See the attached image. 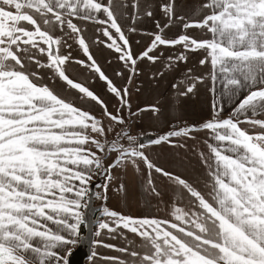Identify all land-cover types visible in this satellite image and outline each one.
<instances>
[{
    "label": "snow or ice",
    "instance_id": "6c2138e0",
    "mask_svg": "<svg viewBox=\"0 0 264 264\" xmlns=\"http://www.w3.org/2000/svg\"><path fill=\"white\" fill-rule=\"evenodd\" d=\"M157 11L161 19H155ZM146 19L154 31L140 27ZM88 25L97 34L91 40ZM128 33L151 37L137 56ZM69 40L86 60L72 56ZM90 44L119 54L129 72L125 85L105 74ZM160 46L182 48L167 58L169 69L187 63L190 52L204 54L199 65L209 70L189 68L172 87L179 99L207 81L209 116L199 124L172 123L163 134H133L134 117L164 116L158 101L133 112L129 92L138 60L155 64L160 58L150 53ZM69 65L84 72L73 78ZM41 70L51 73L53 84L59 79L65 85L62 92L44 82ZM94 75L118 98L115 113L82 79ZM163 75L157 71L153 78ZM77 101L99 104L109 123ZM201 132L208 152L193 151L205 169L207 180L199 182L207 192L157 164L149 151L163 144L187 151V141ZM142 165L145 196L159 202L146 198V207L158 212L164 204L153 173L173 189L169 218L107 206L114 171L131 167L142 175ZM105 239H119L122 246ZM85 243L121 254L92 251L90 258L101 264H264V0H200L190 13L180 11L177 0H0V264H69L73 246Z\"/></svg>",
    "mask_w": 264,
    "mask_h": 264
},
{
    "label": "crops",
    "instance_id": "0c3cea01",
    "mask_svg": "<svg viewBox=\"0 0 264 264\" xmlns=\"http://www.w3.org/2000/svg\"><path fill=\"white\" fill-rule=\"evenodd\" d=\"M158 3V0H156ZM178 8L180 11L185 13H190L192 9L197 7L200 0H177ZM156 5L154 4V7ZM155 19H161L160 13L157 11L155 14ZM143 29L151 32L155 30V24L152 19H146L141 25ZM179 26L173 28L172 31H178ZM113 35L115 36V32ZM189 34L193 36H199L200 32L196 29H190ZM95 28L92 25H88V32L86 37L91 40L96 37ZM128 39L132 48L134 56L139 55L143 52L149 45L151 37L141 36L137 33H128ZM101 40H106V37L100 36ZM140 41V43H137ZM68 43L72 44L70 49L72 56L75 59H87L83 52L79 49L78 45L69 40ZM62 54H66L62 48ZM90 51L92 52L94 58L100 64L101 69L105 74L113 80L117 86H123L127 82V77L129 75L128 70L124 67L123 63L118 60L117 53L114 50L108 49L103 44L91 45ZM182 48L176 46L175 48L160 46L153 53L157 55L160 59L155 63L149 62L147 59L138 60L136 66V75L132 77L131 85L129 86L130 101L132 104V111H137L138 108L144 107L149 104L159 102L158 106L162 107L164 111V116L160 120H153L151 118V113H144L142 116L134 117L135 123L132 127L133 134H137L141 131H151L156 134H163L170 130V125L172 123L186 121L189 125L199 124L208 118L210 112V104L212 96L208 91V82L205 85L198 86V90L195 94L189 95L187 97H180L177 99L175 96V90L172 85L177 83L182 79L187 71L191 68L196 74L206 73L209 70L208 65L200 66L199 60L203 58L202 52H190L188 53L187 63L180 62L173 68H165L164 64L169 56L175 57ZM46 59V58H43ZM110 61V62H109ZM120 71L123 73L122 77L116 76V72ZM157 71H163L164 75L162 77L153 78V73ZM69 72L73 74H82L84 69L79 68L78 65H69ZM41 75L45 76V83H48L51 88L57 92H62L65 85L57 79L55 84L47 79L51 75L50 72L41 70ZM82 79L87 81V86L90 90L107 104L108 111L115 113L119 107V100L114 94H111L107 88L106 82L101 80L98 76L94 75L91 79L88 77H82ZM73 97L77 96V92L73 90L70 93ZM67 95V93H65ZM77 107H81L84 110L90 111L91 114L95 115L97 118L103 119V109L94 101H86L80 103L77 101ZM230 112V105L225 104V110L223 116L227 117ZM127 116V112L124 113ZM247 128V125H242V127ZM206 133L201 132L197 134V140L187 141V151L184 149L170 148L167 144L161 146H156L151 148L150 158L154 159L157 164L164 167L166 170L174 171L177 174L183 175L185 178L189 179L191 182L196 184L202 192H207L208 189L203 187V184L199 182L202 178L207 180L205 176V169L200 163V158L193 151L195 146L198 150H203L205 153L208 152L207 147L203 144V139L206 137ZM143 169V165L141 166ZM117 177L116 185V211L122 212L124 214H132L134 216H141L148 213L157 214L162 218H169L167 216V205L172 202V191L173 189L168 184L167 180L156 174H152V179L158 190L163 193L164 204L160 205L161 210L157 212L156 209H150L146 207L145 200L150 199L153 204H158L156 196L146 197L143 191L142 185L147 181V170L143 169V174H137L131 167L126 171L120 170ZM121 181L118 183V180ZM123 184L124 188L121 190L120 185ZM185 203H187L188 197L187 193L184 194ZM105 243H112L118 246H122V241L117 240H104ZM137 242H139L137 240ZM92 251H97L99 254L107 256H120L121 254L110 250L107 248H93L91 246L90 254L88 258L83 262V264H101L100 260H95L90 258ZM79 254H73L69 257V264L76 259Z\"/></svg>",
    "mask_w": 264,
    "mask_h": 264
},
{
    "label": "rangeland",
    "instance_id": "374dc122",
    "mask_svg": "<svg viewBox=\"0 0 264 264\" xmlns=\"http://www.w3.org/2000/svg\"><path fill=\"white\" fill-rule=\"evenodd\" d=\"M103 122L105 125H107L109 123V121L106 118H103ZM116 127H117V131H118L121 126H116ZM108 138L113 139L114 135H110ZM93 150H95V149H93ZM118 172H119V169H116L114 171V176L116 177V179L110 184V186L108 188V192H107V195H108L107 206L113 210H116V201H115V194H116L115 192H116V185H117L116 183H117V177L120 175V173L118 174ZM93 179L96 180V182H99L98 177H94ZM120 182H122L121 178H120V180H118V183H120ZM94 203L97 207H99L101 205V201H99V200L95 201ZM82 247H83V245H74L73 246L74 254H79V256H77L76 259H74L72 261V264H77V261L81 257L86 256V253H87L86 251L81 252ZM83 259H85V257Z\"/></svg>",
    "mask_w": 264,
    "mask_h": 264
},
{
    "label": "trees",
    "instance_id": "16d2710c",
    "mask_svg": "<svg viewBox=\"0 0 264 264\" xmlns=\"http://www.w3.org/2000/svg\"><path fill=\"white\" fill-rule=\"evenodd\" d=\"M81 235L86 236V237L89 235L88 229L85 228L84 226H82V228H81ZM90 250H91V244L90 243H85L83 245V247L81 248V252L82 251H86L87 252L86 256H85V259H84V262L88 258L89 254H90Z\"/></svg>",
    "mask_w": 264,
    "mask_h": 264
},
{
    "label": "water",
    "instance_id": "95a60500",
    "mask_svg": "<svg viewBox=\"0 0 264 264\" xmlns=\"http://www.w3.org/2000/svg\"><path fill=\"white\" fill-rule=\"evenodd\" d=\"M85 256L81 257L78 261H77V264H83L84 262V258Z\"/></svg>",
    "mask_w": 264,
    "mask_h": 264
}]
</instances>
